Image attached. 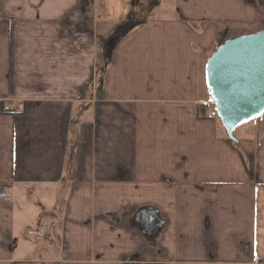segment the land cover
I'll return each mask as SVG.
<instances>
[{"label":"crops","instance_id":"1","mask_svg":"<svg viewBox=\"0 0 264 264\" xmlns=\"http://www.w3.org/2000/svg\"><path fill=\"white\" fill-rule=\"evenodd\" d=\"M171 1L0 0V264H264V114L205 117L264 0Z\"/></svg>","mask_w":264,"mask_h":264},{"label":"water","instance_id":"2","mask_svg":"<svg viewBox=\"0 0 264 264\" xmlns=\"http://www.w3.org/2000/svg\"><path fill=\"white\" fill-rule=\"evenodd\" d=\"M206 73L217 116L236 140L239 126L264 114V28L221 43L211 53ZM5 195L0 189V196Z\"/></svg>","mask_w":264,"mask_h":264},{"label":"rangeland","instance_id":"3","mask_svg":"<svg viewBox=\"0 0 264 264\" xmlns=\"http://www.w3.org/2000/svg\"><path fill=\"white\" fill-rule=\"evenodd\" d=\"M166 3L171 4L172 1L171 0H165ZM33 202H30L29 204L24 201L22 204L26 207L24 208V214L23 217L25 218V221L27 224L33 226L35 228L36 223L39 221L38 219V214L41 212V206L36 207L35 205L32 204ZM54 203V202H52ZM51 201L46 202V207H48V205L50 206ZM61 207V206H60ZM21 246V247H20ZM20 249H21V254H25V253H32L33 249L32 246L33 245H22V242L20 243ZM53 251V250H52ZM54 252V251H53Z\"/></svg>","mask_w":264,"mask_h":264},{"label":"built area","instance_id":"4","mask_svg":"<svg viewBox=\"0 0 264 264\" xmlns=\"http://www.w3.org/2000/svg\"><path fill=\"white\" fill-rule=\"evenodd\" d=\"M25 104L22 100L11 99L3 107V113L9 116H16L22 113ZM205 117L208 119L218 118L216 108H206Z\"/></svg>","mask_w":264,"mask_h":264},{"label":"trees","instance_id":"5","mask_svg":"<svg viewBox=\"0 0 264 264\" xmlns=\"http://www.w3.org/2000/svg\"><path fill=\"white\" fill-rule=\"evenodd\" d=\"M219 45H220V44H219ZM219 45H218V46H219ZM218 46H216V47L214 48V50H215ZM214 50H213V51H214ZM213 51H212V52H213ZM205 108H206V105H202V106H200V109H202L203 113H204V111H205ZM235 146H237V141H235Z\"/></svg>","mask_w":264,"mask_h":264},{"label":"bare ground","instance_id":"6","mask_svg":"<svg viewBox=\"0 0 264 264\" xmlns=\"http://www.w3.org/2000/svg\"><path fill=\"white\" fill-rule=\"evenodd\" d=\"M214 104V103H213ZM215 106V105H214Z\"/></svg>","mask_w":264,"mask_h":264}]
</instances>
